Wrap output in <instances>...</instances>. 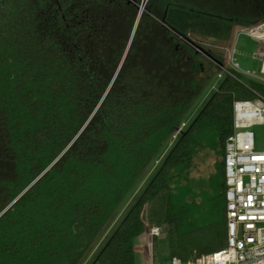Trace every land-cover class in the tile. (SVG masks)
I'll use <instances>...</instances> for the list:
<instances>
[{
  "label": "trees",
  "instance_id": "1",
  "mask_svg": "<svg viewBox=\"0 0 264 264\" xmlns=\"http://www.w3.org/2000/svg\"><path fill=\"white\" fill-rule=\"evenodd\" d=\"M138 1L0 6V264H81L205 87L190 36L223 61L222 43L235 29L264 20V0H149L130 43ZM243 81L218 80L99 251V264H137L136 238L163 222L173 256L226 245V198L220 218L193 242L177 234L171 209L206 148L222 156L225 196L234 102L255 97L247 85L264 93L263 82Z\"/></svg>",
  "mask_w": 264,
  "mask_h": 264
},
{
  "label": "built area",
  "instance_id": "2",
  "mask_svg": "<svg viewBox=\"0 0 264 264\" xmlns=\"http://www.w3.org/2000/svg\"><path fill=\"white\" fill-rule=\"evenodd\" d=\"M234 35L236 43L242 36L264 41V20L240 26ZM190 43L204 53L197 42ZM236 43L232 47L221 46L226 51L223 61L210 58L216 65L217 79L231 76L244 83L243 76L247 75L264 83V52L258 53L262 59V74L258 75L242 68ZM247 86L255 97L235 100L234 130L225 144L226 245L186 260L173 256L171 264H264V139L263 148H258L254 130L261 126L264 134V93ZM186 126L183 121L172 139H177ZM149 231L151 235H160L159 226Z\"/></svg>",
  "mask_w": 264,
  "mask_h": 264
},
{
  "label": "rangeland",
  "instance_id": "3",
  "mask_svg": "<svg viewBox=\"0 0 264 264\" xmlns=\"http://www.w3.org/2000/svg\"><path fill=\"white\" fill-rule=\"evenodd\" d=\"M148 3L149 1L147 2L146 7ZM138 4L140 7L141 0L138 1ZM159 18L160 17H158V19ZM190 39L195 41L198 38L192 35L190 36ZM188 42L191 44V41L188 40ZM234 42L236 43L235 35L233 34L228 43L222 44L225 47H232L233 44H235ZM236 46L242 68L250 69L252 72L261 75L262 59L256 57L255 53L264 52V41L254 39L249 36H242L237 41ZM200 53L201 54L198 55V60L203 62L204 70L198 73V77L204 81L205 87L199 97L192 103V106L184 119V121L187 122V125L195 118L199 110L209 98L210 94L218 85L217 69L211 64L210 58L206 54L202 52ZM224 53H226V51H223V54ZM243 78L245 80L258 81V79L247 75H244ZM254 130L256 133L257 147L263 148V128L261 126H255ZM174 142L175 140L171 139L166 149L148 168L144 177L126 198L118 214L94 243L81 264H99V262L96 261L99 251L104 246L115 228L119 225L129 208L140 196L152 176L158 170L165 158V155ZM221 161L222 156L217 155L213 150L209 148L201 150L195 159V167L192 171V176L187 182H185V184L177 186L175 189V201L177 199L178 201H176V204L171 209V212L178 217L177 222L179 232L177 234L181 235V238L184 239V241L193 242L194 240H197L201 235L207 233L212 222L219 219L222 215L225 196L223 179L221 174L218 172V165ZM156 225L158 224L156 223ZM159 227L160 235L154 236L149 232L150 243L149 245H146V247L144 246L145 251L142 248L143 246L140 245L141 241H144V234L136 238L135 254L137 264H171L173 255L171 252V234L169 224L167 222L159 223Z\"/></svg>",
  "mask_w": 264,
  "mask_h": 264
},
{
  "label": "water",
  "instance_id": "4",
  "mask_svg": "<svg viewBox=\"0 0 264 264\" xmlns=\"http://www.w3.org/2000/svg\"><path fill=\"white\" fill-rule=\"evenodd\" d=\"M148 1H149V0H141L140 10H139V13H138V16H137V19H136V23H135V26H134V29H133V32H132V36H131V39H130V43H131V41H132V39H133V37H134V34H135V32H136L137 25H138L139 20H140V17L142 16V12H143V10L146 8V4H147ZM189 41L194 42V41L191 40V39H189ZM130 43H129V45H130ZM128 47H129V46H128ZM127 50H128V49H127ZM204 53H205L208 57L214 59L209 53H207V52H205V51H204ZM124 58H125V56H124ZM124 58H123V60H124ZM123 60H122V62H123ZM214 60L218 61V59H214ZM122 62H121V64H122ZM120 66H121V65H120ZM119 68H120V67H119ZM118 70H119V69H118ZM115 76H116V75H115ZM114 78H115V77H114ZM96 261H97V259H96ZM96 261H95V262H96Z\"/></svg>",
  "mask_w": 264,
  "mask_h": 264
},
{
  "label": "bare ground",
  "instance_id": "5",
  "mask_svg": "<svg viewBox=\"0 0 264 264\" xmlns=\"http://www.w3.org/2000/svg\"><path fill=\"white\" fill-rule=\"evenodd\" d=\"M149 242H150L149 232L146 231L144 233V246L146 247V245H149ZM144 251H145V248H144Z\"/></svg>",
  "mask_w": 264,
  "mask_h": 264
},
{
  "label": "crops",
  "instance_id": "6",
  "mask_svg": "<svg viewBox=\"0 0 264 264\" xmlns=\"http://www.w3.org/2000/svg\"><path fill=\"white\" fill-rule=\"evenodd\" d=\"M255 56H256V57H259V56H258V53H255ZM209 58H210V57H209ZM148 232H150V231L148 230ZM144 233H145V232H144ZM141 235H142V234H141ZM141 235H140V236H141ZM149 243H150V242H149ZM140 245L143 246L142 248L144 249V241H143V242L141 241V244H140ZM141 246H140V247H141ZM135 248H136V246H135Z\"/></svg>",
  "mask_w": 264,
  "mask_h": 264
},
{
  "label": "flooded vegetation",
  "instance_id": "7",
  "mask_svg": "<svg viewBox=\"0 0 264 264\" xmlns=\"http://www.w3.org/2000/svg\"><path fill=\"white\" fill-rule=\"evenodd\" d=\"M9 0H0V6L3 4V3H6L8 2Z\"/></svg>",
  "mask_w": 264,
  "mask_h": 264
}]
</instances>
